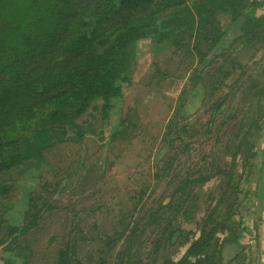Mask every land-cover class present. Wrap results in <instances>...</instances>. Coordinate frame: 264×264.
Masks as SVG:
<instances>
[{
	"label": "trees",
	"instance_id": "trees-1",
	"mask_svg": "<svg viewBox=\"0 0 264 264\" xmlns=\"http://www.w3.org/2000/svg\"><path fill=\"white\" fill-rule=\"evenodd\" d=\"M263 3V0H0V176L23 164L30 165L32 173L27 174L26 185L15 181L0 183V203L6 209L0 221V230L5 231L0 240V260L4 264H26V250L19 241L53 208L52 202L45 201L43 196L38 199L32 196L33 183L49 169L47 151L89 137L106 145L128 134V118L120 119L118 129L113 130L114 106L132 92L136 47L139 42L150 40L155 55L168 50L177 53L188 50L199 59L197 75L191 79L195 82L191 95L202 88L209 94L208 102L212 101V112L208 123L196 132L205 138L213 134L214 142L222 148L215 155L204 153L198 174L181 177L171 193L170 203L159 204L158 212L175 200L179 206L183 199L191 208L207 207L205 218L197 224L200 236L197 239L187 236L184 256L178 261L164 260L162 264H242L246 247L240 240L247 231L240 217L242 187L257 154L256 136L261 134L257 127L258 111H253V104L259 105L261 100L262 112L258 117L264 121V82L245 72L246 64L233 55L239 52V42L250 45L264 37V16L254 13ZM209 68L213 73L204 87L200 76ZM236 71L241 75L237 77ZM245 78L243 100L250 101L247 112L238 105L231 114L221 116L226 107L235 106V100L230 105V98L243 88ZM97 102L101 104L104 129L101 133L88 132L78 121L89 111L97 110ZM220 117L226 121L223 119L218 125ZM190 129L195 127L184 126L175 117L168 122L165 141L177 153L170 158L168 171L180 155L189 153ZM213 179L217 182L214 189L203 191ZM18 209L25 215L13 214ZM174 223L175 220H169L164 227L167 241L187 233ZM132 232L129 236L122 235L126 237V247L118 253L114 264H133L136 230ZM113 245L115 241L107 243L109 247ZM76 246L67 243L54 263L80 264L74 260ZM103 255L101 250L92 260L95 264H107Z\"/></svg>",
	"mask_w": 264,
	"mask_h": 264
},
{
	"label": "rangeland",
	"instance_id": "rangeland-1",
	"mask_svg": "<svg viewBox=\"0 0 264 264\" xmlns=\"http://www.w3.org/2000/svg\"><path fill=\"white\" fill-rule=\"evenodd\" d=\"M254 13L263 17L264 3ZM242 43H238L239 52L233 58L246 64L245 72L251 77L264 82V37L250 45ZM134 59L132 92L114 106L112 120L115 130L120 119L128 118V134L106 145L98 144L92 137L71 140L45 153L49 169L33 183L32 196L35 199L43 196L45 201L52 202L53 208L19 241L26 250V264H55L60 249L71 242L77 245L74 260L80 264H95L92 258L101 250L106 263L114 264L118 253L126 247V237L122 235L129 236L133 230H136L131 253L133 264L153 261L162 264L164 260L178 261L184 256L187 236L194 239L200 236L197 224L205 218L206 206L191 208L183 199L179 206L175 200L163 211L157 210L161 202L170 203L171 193L181 177L198 174L204 153L211 156L222 149L214 142L213 134L205 138L196 132L208 123L212 112V101L208 102L209 94L202 88L191 95L195 85L191 79L197 75L199 59L188 50L180 53L168 50L155 55L150 40L138 43ZM212 73L209 68L201 74L204 87ZM235 74L238 77L241 72ZM246 79L243 88L233 92L230 98V105L235 100V106L226 107L221 116L231 114L238 105L247 112L250 101L243 100ZM262 105L263 100L259 105L253 104V111H258L257 127L261 135L256 136L259 140L256 158L245 174L242 187L244 201L240 217L247 230L240 240L246 247L242 264H264V121L258 117ZM100 106L97 102V110L89 111L78 121L88 132L101 133L104 129ZM173 117L195 130L190 129L188 133L192 143L189 153L180 155L179 161L168 171L170 158L177 154L165 141L166 127ZM223 119H218V125ZM179 147L184 151L183 145ZM29 166L23 164L0 176V183L15 181L26 185L27 174H32ZM216 184L213 179L203 191L213 190ZM5 210L0 203V221ZM188 211L190 213H186ZM13 214L22 217L25 212L18 209ZM172 219L187 233L177 240L167 241L164 227ZM4 236L5 231L1 229L0 240ZM113 241L115 245L107 246ZM0 264L4 262L0 260Z\"/></svg>",
	"mask_w": 264,
	"mask_h": 264
}]
</instances>
